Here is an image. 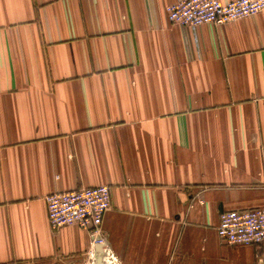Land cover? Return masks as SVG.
Listing matches in <instances>:
<instances>
[{"label": "crops", "instance_id": "1", "mask_svg": "<svg viewBox=\"0 0 264 264\" xmlns=\"http://www.w3.org/2000/svg\"><path fill=\"white\" fill-rule=\"evenodd\" d=\"M179 1L0 0V264H86L46 198L97 186L121 264H264L217 234L264 207V11L187 29Z\"/></svg>", "mask_w": 264, "mask_h": 264}, {"label": "built area", "instance_id": "2", "mask_svg": "<svg viewBox=\"0 0 264 264\" xmlns=\"http://www.w3.org/2000/svg\"><path fill=\"white\" fill-rule=\"evenodd\" d=\"M165 11L168 22L181 28L222 27L263 12L264 0H182L166 6ZM46 202L53 230L77 226L90 236L86 264H121L102 229L105 215L111 209L109 186L53 193ZM217 234L230 246L259 248L264 243V207L222 213Z\"/></svg>", "mask_w": 264, "mask_h": 264}]
</instances>
